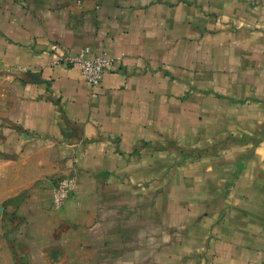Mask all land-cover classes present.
Returning <instances> with one entry per match:
<instances>
[{"label":"crops","instance_id":"crops-1","mask_svg":"<svg viewBox=\"0 0 264 264\" xmlns=\"http://www.w3.org/2000/svg\"><path fill=\"white\" fill-rule=\"evenodd\" d=\"M0 146L46 264H264V0H0Z\"/></svg>","mask_w":264,"mask_h":264},{"label":"rangeland","instance_id":"rangeland-1","mask_svg":"<svg viewBox=\"0 0 264 264\" xmlns=\"http://www.w3.org/2000/svg\"><path fill=\"white\" fill-rule=\"evenodd\" d=\"M4 148L0 146V264H46L43 257L30 254V242L24 233L26 226L13 209L25 178L21 169L6 160Z\"/></svg>","mask_w":264,"mask_h":264},{"label":"built area","instance_id":"built-area-1","mask_svg":"<svg viewBox=\"0 0 264 264\" xmlns=\"http://www.w3.org/2000/svg\"><path fill=\"white\" fill-rule=\"evenodd\" d=\"M53 48H57L56 44H53ZM90 51V47L85 46L76 54L64 52L58 58V61L69 66L78 67L83 80L86 81L91 89H94L101 82L105 70L117 58L111 57L106 53L87 57L86 54ZM53 183L51 202L53 207H59L73 193L75 180L73 176H63L57 178Z\"/></svg>","mask_w":264,"mask_h":264}]
</instances>
